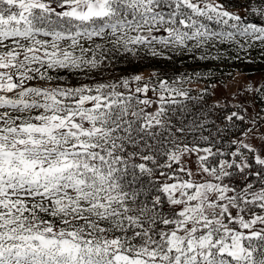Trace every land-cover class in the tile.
Returning a JSON list of instances; mask_svg holds the SVG:
<instances>
[{"label": "snow or ice", "instance_id": "1", "mask_svg": "<svg viewBox=\"0 0 264 264\" xmlns=\"http://www.w3.org/2000/svg\"><path fill=\"white\" fill-rule=\"evenodd\" d=\"M253 53L264 0H0V264H264V79L106 75Z\"/></svg>", "mask_w": 264, "mask_h": 264}, {"label": "trees", "instance_id": "2", "mask_svg": "<svg viewBox=\"0 0 264 264\" xmlns=\"http://www.w3.org/2000/svg\"><path fill=\"white\" fill-rule=\"evenodd\" d=\"M241 15H243V11H241ZM198 54L199 53H197V55ZM252 55L255 57V60L251 63L246 62V59L199 61L192 59L190 56H177L174 57L173 60L148 59L144 61H134L132 63H126L120 60L116 62L115 67L107 70L106 75L119 77L140 74L148 78L155 73L159 74L160 77L173 78L181 74L193 75V70L201 73H206L208 70H211L215 74L214 79L223 81L229 78V73L234 76L236 70H238L239 73L241 72L242 75L247 76L253 74L257 70L264 71V60L260 59L258 53H253ZM241 56H243V53H241ZM262 79H264V76ZM203 86V83L201 85H196L194 81L191 84L193 94Z\"/></svg>", "mask_w": 264, "mask_h": 264}, {"label": "rangeland", "instance_id": "3", "mask_svg": "<svg viewBox=\"0 0 264 264\" xmlns=\"http://www.w3.org/2000/svg\"><path fill=\"white\" fill-rule=\"evenodd\" d=\"M236 72V73H235ZM235 73V77L236 80L233 81L230 78H227L226 80H223L222 82L228 83V84H232V83H237L239 84L240 82H243L244 80H251V81H256V80H261L264 76V71L263 70H257L256 72H254L251 75H242L241 72L239 73L238 70H236ZM233 73V74H234ZM202 83H196V85H201ZM220 95H226L227 93L224 92L223 90H220V92L218 93Z\"/></svg>", "mask_w": 264, "mask_h": 264}]
</instances>
